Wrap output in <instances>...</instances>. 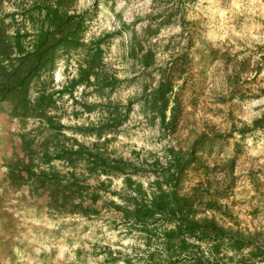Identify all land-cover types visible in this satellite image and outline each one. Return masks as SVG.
Here are the masks:
<instances>
[{
	"label": "rangeland",
	"instance_id": "1",
	"mask_svg": "<svg viewBox=\"0 0 264 264\" xmlns=\"http://www.w3.org/2000/svg\"><path fill=\"white\" fill-rule=\"evenodd\" d=\"M93 5L84 39H104V63L121 79L110 94L113 100L125 102L144 87H153L160 71L180 56L187 63L183 77L196 82L182 98L184 111L174 134H164L136 103L128 120L107 135L111 140L102 146L135 163L154 157L164 163L169 146L186 150L203 131L231 133L210 154H202L201 163L210 166L207 171L194 168L199 163L191 165L180 192L204 199L196 207L195 219L203 223L213 219L228 228V234L260 231L255 239L262 243L264 125L254 129L250 124L264 110V0H75L73 8L92 10ZM78 58L73 52L58 61L56 87L76 72ZM81 89L74 94L79 97ZM86 99L95 100L93 95ZM72 104L67 95L60 100L65 123L98 119L97 112L74 116ZM244 126L242 135L238 129ZM4 129L11 138L21 126L1 110L0 264H185L195 256L221 264H264L249 247L235 251L225 240L214 243L173 231L167 242L164 231L173 224L162 219L147 226L136 224L115 210L111 200L130 207L135 197L149 203L158 189L150 168L133 176L141 182L139 192L122 189V177H114L109 189L120 194L102 190L96 216L49 212L44 198H30L25 186L4 185L3 154L9 148ZM76 136L86 142L94 139ZM208 199L217 201L216 208H207Z\"/></svg>",
	"mask_w": 264,
	"mask_h": 264
},
{
	"label": "trees",
	"instance_id": "2",
	"mask_svg": "<svg viewBox=\"0 0 264 264\" xmlns=\"http://www.w3.org/2000/svg\"><path fill=\"white\" fill-rule=\"evenodd\" d=\"M74 2L0 0V109L21 126L6 139L9 148L3 154L4 185L14 189L25 186L30 198H44L51 213L90 218L99 213L97 204L102 190L120 194V191L109 189L114 177H122V189L129 187L139 192L141 182L133 176L150 168L158 189L150 196L149 203H139L135 197L130 207L111 200L113 208L126 219L145 226L159 219L173 224V229L164 231L167 242L173 231L214 243L225 240L229 248L236 251L249 247L253 257L264 260V241L259 243L255 239L260 231L228 234V228L217 225L213 219L203 223L194 215L198 203H203L204 199L180 192L191 165L199 163L194 168L207 171L210 166L201 163L202 154H210L232 136L231 133L203 131L186 150L169 146L164 163L158 157L135 163L130 158L113 155L102 146L111 140L107 135L115 134L128 120L136 103L164 134H174L184 111L182 98L188 86L195 88L196 82L188 83L183 77L187 73V63L180 56L172 66L160 71L153 87H144L138 96L125 102L113 100L110 94L121 79L104 63V39H84L95 5L92 10L77 11L73 8ZM73 52L80 56L76 72L56 87L57 63ZM143 66H150V63H143ZM78 87H82L79 97L74 94ZM64 95L72 100L74 116L97 112L98 119L74 125L65 123L62 119L66 110L60 105ZM88 95H93L95 100L86 99ZM263 125L264 110L252 120L250 127L258 129ZM245 128L240 127L239 133L243 135ZM76 134L94 139L86 142ZM204 204L214 209L217 201L208 199ZM191 258L185 264H221L213 259L204 261L200 256Z\"/></svg>",
	"mask_w": 264,
	"mask_h": 264
},
{
	"label": "crops",
	"instance_id": "3",
	"mask_svg": "<svg viewBox=\"0 0 264 264\" xmlns=\"http://www.w3.org/2000/svg\"><path fill=\"white\" fill-rule=\"evenodd\" d=\"M1 111V110H0ZM2 133L5 135V137H9V132L7 129H4V131H2Z\"/></svg>",
	"mask_w": 264,
	"mask_h": 264
}]
</instances>
